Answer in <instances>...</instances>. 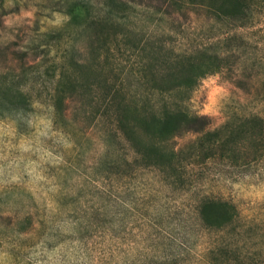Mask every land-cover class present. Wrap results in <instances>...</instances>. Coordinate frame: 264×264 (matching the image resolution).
<instances>
[{"label": "rangeland", "instance_id": "374dc122", "mask_svg": "<svg viewBox=\"0 0 264 264\" xmlns=\"http://www.w3.org/2000/svg\"><path fill=\"white\" fill-rule=\"evenodd\" d=\"M64 8L61 0H0V74H19L21 61L37 67L56 57L51 34L69 22ZM183 21L178 36H164L178 50L216 42L205 21ZM209 23L215 31L225 28ZM233 34L234 71L203 79L187 103L212 130L229 119L264 118V22ZM41 68L29 70L25 113L0 104V264H207L204 253L219 236L198 219L203 195L234 202L241 224L254 220L263 230L264 157L248 168H196L195 177L204 171V179L186 190L164 183L157 170L124 164L131 152L118 140L119 162L111 157L104 165L108 145L99 132L76 134L54 124L46 100L51 83L40 77ZM194 139L175 143L181 148Z\"/></svg>", "mask_w": 264, "mask_h": 264}, {"label": "trees", "instance_id": "16d2710c", "mask_svg": "<svg viewBox=\"0 0 264 264\" xmlns=\"http://www.w3.org/2000/svg\"><path fill=\"white\" fill-rule=\"evenodd\" d=\"M61 2L69 22L51 34L56 57L37 67L26 68L21 61L19 74H0V104L25 113L31 106L29 70L42 67L40 77L51 83L46 100L55 125L76 134L99 132L108 145L105 160L113 162L118 140L131 152V163L124 159V164L157 170L175 190L202 181L204 171L199 177L193 173L201 166L248 168L261 161L263 117L229 119L212 130L210 120L193 114L187 103L203 79L234 71L233 31L264 22V0ZM140 16L152 20L150 25L140 23ZM184 19L205 21L208 39L216 42L175 48L164 36H178ZM209 21L225 28L215 31ZM190 134L195 139L177 148L176 139ZM196 205L203 230L219 236L204 253L207 264H264V227L259 231L254 220L241 224L237 205L223 198L203 195ZM247 241L254 244L241 246Z\"/></svg>", "mask_w": 264, "mask_h": 264}]
</instances>
